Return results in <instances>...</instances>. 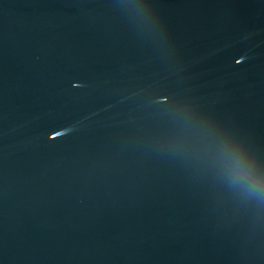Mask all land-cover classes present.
<instances>
[{"label":"water","instance_id":"water-1","mask_svg":"<svg viewBox=\"0 0 264 264\" xmlns=\"http://www.w3.org/2000/svg\"><path fill=\"white\" fill-rule=\"evenodd\" d=\"M0 264H264V0H0Z\"/></svg>","mask_w":264,"mask_h":264}]
</instances>
